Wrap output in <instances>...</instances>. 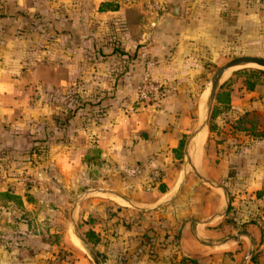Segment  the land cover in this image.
Instances as JSON below:
<instances>
[{
    "label": "crops",
    "instance_id": "1",
    "mask_svg": "<svg viewBox=\"0 0 264 264\" xmlns=\"http://www.w3.org/2000/svg\"><path fill=\"white\" fill-rule=\"evenodd\" d=\"M228 54L264 57V0H0V190L19 194L29 208L44 199L52 211L94 162L101 170L87 178H98L106 193L125 201H111L115 213L105 220L128 223L120 209L143 215L167 204L177 188L162 199L167 189L146 186L144 179L176 162L169 147L198 121L208 68ZM44 68L46 90H35L27 106L18 102L21 72L39 77ZM145 68L166 88L151 109L134 100ZM197 98L203 102L198 111ZM249 113L258 114L255 130L264 129L263 86L233 102L224 125L226 154L217 156L220 148L211 142L208 147L214 157L208 162L221 164L223 180L211 181L201 213L190 205L191 216L178 222L176 251L198 264L206 257L212 264H264V135L253 138L234 125ZM196 137L186 148L185 166L194 171ZM30 147L41 151L40 162L31 163ZM89 147L98 149L90 159ZM25 179H36L45 192ZM18 246L24 251L2 253V264H38L33 244L20 240Z\"/></svg>",
    "mask_w": 264,
    "mask_h": 264
},
{
    "label": "rangeland",
    "instance_id": "2",
    "mask_svg": "<svg viewBox=\"0 0 264 264\" xmlns=\"http://www.w3.org/2000/svg\"><path fill=\"white\" fill-rule=\"evenodd\" d=\"M40 37L45 38L46 36L43 34ZM41 53L39 52V55ZM233 56L235 55H224L218 61H215L208 68L209 70L204 77L202 87L206 88L207 78H210L218 66ZM92 66L93 64L90 65V67ZM240 67L261 68L264 70V66L251 61L240 62L234 65L224 78L221 77V73L218 83L230 76L233 70ZM92 70L94 71L95 68L93 67ZM31 71V69L23 70L20 77L23 85L20 84V88L23 90V97L22 99L19 98L18 102L22 100L21 104L24 103L26 106L28 105L27 100L28 102L31 101L29 97L35 93V90H46V83L42 78L46 74V69L44 68V71L40 69L39 77L37 75L34 77L30 73ZM239 80L240 77H234L233 84L235 85ZM88 90L92 91L90 87H88ZM199 101L200 98H197V111L203 104V102L199 104ZM31 105L30 103L29 106ZM257 115L256 113H249L247 117L253 121H258ZM228 118V114L222 113L219 115L218 121L220 125L216 133L208 132L207 122L200 128L201 130L204 126L206 127L200 139L202 143L199 154L200 159L195 164L197 173L192 168L186 167L183 161L179 165L174 161L162 169L157 168L158 174L156 176L152 177L149 173L150 176L145 177L143 184L149 187H157L159 182H165L167 190L162 195V199L171 198L175 188H177L176 195L172 197L170 202L155 209L156 211L141 210L143 215L139 211L127 214L125 209H120L119 212L127 217L128 223H124L119 218L114 223L105 220L104 216L107 213H115L112 210L111 201L116 203L117 201L120 203L125 201L106 193L105 189H103L105 186L98 178L91 181L88 179L89 177L92 179L96 175V171L101 170L100 166L95 167L94 164L89 165L86 179L81 182L78 181L77 184H73L66 189L67 196L55 199L57 203L54 208H56L52 211L45 209L43 205L44 199L29 208L23 205L22 202L19 205L14 200L3 199L4 197L0 195V264H2V253L7 254V251L10 250H13V252L24 251L22 246L16 247L20 240H23L27 247L33 244L31 249L35 251L33 257L35 258L36 256L38 264H94L88 249L95 253L99 264H191L188 261L184 263L179 261L181 255L174 246L176 245L177 237L176 228L180 219L191 216L189 214L190 205H193V209L197 210L198 213L204 210L202 197L213 188L210 186L212 185L211 181L220 182L218 179L223 176L219 172L221 169L219 162L218 164H209L208 161L214 157L213 152L208 150V147L212 148L209 146V142H211L215 147L220 148L219 151L216 150L215 152L217 156L223 157L224 152L226 154L224 147L222 148V140L224 134L227 133L224 125ZM195 120L191 123L189 122V129L184 140L193 130L195 123H197ZM207 137L211 141L206 140ZM217 144L220 146L218 147ZM27 151L32 152V147ZM33 152L39 155L36 156L33 153L34 157H30L31 163L36 164V162L41 161V151L35 148ZM183 167L185 176L182 175ZM170 172L172 175H169ZM158 175L159 177H157ZM169 176L170 178H168ZM211 177L216 179L212 180ZM25 180L36 187L39 185L36 179L33 182ZM38 188L43 192L46 190L43 189L44 186ZM154 193L153 195L151 194L152 198L157 194V192ZM137 194L136 197L138 199H144L142 194ZM134 203L138 204L140 202L135 200ZM141 205L144 204L141 203ZM92 225L95 226L100 236V240L93 245L86 242L84 238L85 230ZM26 233L29 234L26 235ZM166 234H169L167 239L165 237ZM72 236H75L77 242L72 240ZM26 260L23 261V264L30 262L28 261L29 259ZM202 261V264H212L213 259L206 257Z\"/></svg>",
    "mask_w": 264,
    "mask_h": 264
},
{
    "label": "trees",
    "instance_id": "3",
    "mask_svg": "<svg viewBox=\"0 0 264 264\" xmlns=\"http://www.w3.org/2000/svg\"><path fill=\"white\" fill-rule=\"evenodd\" d=\"M106 7H115L114 5L109 4L107 2L105 4ZM98 9H103L101 5L98 6ZM234 77H240V80L235 85ZM256 85H260L264 87V70L261 68H252V67H240L233 70L232 74L224 79L218 86V90L214 95V102L210 107L208 120H207V128L210 132L217 131L219 128L218 117L220 114H228L230 110L233 108V102H236L242 98L250 99L251 93L254 90ZM247 111H245L246 113ZM245 123H248L246 125ZM234 125L237 129H245L249 136L253 138L261 137L264 135V129L255 130L254 121L248 117L241 118V116H237L234 119ZM264 126V122H263ZM186 133H182L180 137H178L174 144L169 147L170 155L173 159L179 163L182 159V147L184 143V137ZM98 149L96 147H89L88 149V159L96 156ZM91 154V155H90ZM90 155V156H89ZM94 164V162H92ZM160 175V174H159ZM159 175L157 177H159ZM218 177V176H217ZM219 178V177H218ZM216 179V178H215ZM220 181L222 178L218 179ZM159 191H164L166 188L165 183L159 182L157 185ZM260 194L259 191H256V197ZM0 195L3 196V199H7L9 201L14 200L17 204H21L22 199L21 196L14 192H9L7 190H0ZM84 238L86 242L91 245L97 243L100 240V236L98 232H96L93 228H87L84 232ZM179 261L181 262H190L191 264H198L197 261L193 258L180 256Z\"/></svg>",
    "mask_w": 264,
    "mask_h": 264
},
{
    "label": "water",
    "instance_id": "4",
    "mask_svg": "<svg viewBox=\"0 0 264 264\" xmlns=\"http://www.w3.org/2000/svg\"><path fill=\"white\" fill-rule=\"evenodd\" d=\"M245 61L255 62L261 66H264V57L254 56V55H249V54H243V55H239V56H234V57L228 59L227 61H225L223 64L218 66V68L210 76L209 81L207 83L208 84V92H207L206 99H205L204 105L202 107V110L200 112V116H199V119L197 121V124L193 128V130L188 134L186 139L184 140V162H185V165H188V163H189L188 153L186 151L188 143L190 142L192 137L194 135H196L198 131H200V128L203 125H205L207 120H208V115H209L210 107H211V104H212V101L214 98L215 91H216L217 87L219 86V84L221 83V82L218 83V78L220 77L221 73L224 71V69L226 67L234 66V65L239 64L240 62H245ZM88 252L90 254V257H91L93 263L99 264L95 253L91 249H88Z\"/></svg>",
    "mask_w": 264,
    "mask_h": 264
},
{
    "label": "built area",
    "instance_id": "5",
    "mask_svg": "<svg viewBox=\"0 0 264 264\" xmlns=\"http://www.w3.org/2000/svg\"><path fill=\"white\" fill-rule=\"evenodd\" d=\"M166 94L165 84L153 78L148 69L140 73L138 84L135 90L134 100L142 107L153 108ZM158 174L155 168L151 172L154 177Z\"/></svg>",
    "mask_w": 264,
    "mask_h": 264
},
{
    "label": "bare ground",
    "instance_id": "6",
    "mask_svg": "<svg viewBox=\"0 0 264 264\" xmlns=\"http://www.w3.org/2000/svg\"><path fill=\"white\" fill-rule=\"evenodd\" d=\"M205 127V126H204ZM201 131V130H200ZM200 131H198L197 132V134L192 138V140L196 137V139H195V146H197V143H198V141H199V139H201V136H202V134H203V132L205 131V129H203L201 132ZM200 132V133H199ZM199 133V134H198ZM191 140V141H192ZM201 140L199 141V143H198V146H197V152L198 153H200V151H201ZM200 159V158H199Z\"/></svg>",
    "mask_w": 264,
    "mask_h": 264
}]
</instances>
